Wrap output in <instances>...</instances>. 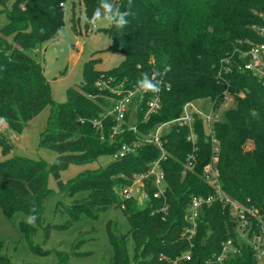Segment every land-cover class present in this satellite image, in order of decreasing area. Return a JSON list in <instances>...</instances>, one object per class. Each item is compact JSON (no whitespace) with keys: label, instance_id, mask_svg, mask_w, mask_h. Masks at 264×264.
I'll use <instances>...</instances> for the list:
<instances>
[{"label":"trees","instance_id":"trees-1","mask_svg":"<svg viewBox=\"0 0 264 264\" xmlns=\"http://www.w3.org/2000/svg\"><path fill=\"white\" fill-rule=\"evenodd\" d=\"M69 0H16L6 11L8 24L0 31V121L22 132L42 109L52 103L51 87L44 68L31 55L55 40L65 26V6ZM120 11H130L123 29L114 25L103 29L111 39L106 52L120 53L123 62L111 71L96 69L100 59H91L83 68L84 83L67 91V101L59 104L50 117L42 146L58 158L51 171L62 193L71 196L80 191L89 194L71 207L59 209L69 220L55 228L67 229L82 216L97 218L110 206L121 208L130 223L128 235L120 236L108 227L114 250L110 264H130L129 237L134 242L135 264H173L190 249L182 238L186 227L185 210L192 196H210L214 189L202 179L204 167L212 155V144L204 123L198 121L199 149L193 170L184 175L187 157L194 154L186 140L188 130L175 129L167 137V160L163 163L168 181L169 214L158 212L163 200H151L141 207L135 200L120 196L136 173H144L148 164L160 156L154 147L114 161L104 170L87 171L64 183L61 172L71 165L95 162L101 155H114L124 141L137 139L134 133L120 136L112 143L110 132L115 124L107 116L114 95L98 87L101 78L126 91L137 88L142 73H161L163 109L140 132L177 118L184 104L208 98L218 108L232 102L215 125L220 143L221 181L226 194L235 202L256 209L264 217V80L250 73L233 70L240 54L264 43V0H112ZM101 0H80L85 26ZM72 3V28L80 18ZM76 19V20H75ZM6 49L7 52L2 51ZM255 110L256 115H252ZM102 122L103 132L95 126ZM1 132V131H0ZM104 137V139H102ZM3 157H9L13 145L0 133ZM47 165L14 155L0 161V206L5 215H34L41 223L48 196ZM231 208L216 202L205 208L194 239L192 260L180 264H209L222 252L223 243L232 239L239 247ZM29 232V227L21 225ZM0 247L2 243L0 242ZM1 264H10L0 256ZM226 264H255L253 251L243 245L241 253Z\"/></svg>","mask_w":264,"mask_h":264},{"label":"rangeland","instance_id":"rangeland-1","mask_svg":"<svg viewBox=\"0 0 264 264\" xmlns=\"http://www.w3.org/2000/svg\"><path fill=\"white\" fill-rule=\"evenodd\" d=\"M15 2L16 0H0V31L8 24L6 11H10ZM73 2L75 16L80 18L79 24L75 22V31L71 22ZM64 18L65 26L56 39L47 42L31 55L44 68V74L51 87L52 103L42 109L21 133L9 127L0 130L14 147L9 157H3L0 147V161L17 155L32 162L46 164L48 171V196L41 223L35 221L29 224L27 222L29 216L24 213L8 217L0 206L2 243L0 256L9 260L10 264H110L114 258V250L109 239V225L113 226V231L120 236L128 235L131 229L124 212L116 206H110L97 218L82 216L67 229L55 228L69 220V215L60 216L58 210L71 207L76 200L86 198L89 192L80 191L73 196L61 192L58 181L51 171L58 153L42 146L49 119L59 104L67 101L68 89L83 85V68L86 62L100 59L96 69L108 72L118 67L124 60L120 53L105 51L112 42L103 29L110 27V23L99 22L86 28L84 9L80 5V0H69L65 6ZM2 51L7 52L6 49ZM101 81L108 90L110 88L122 90V86L112 85L104 76ZM114 161L113 155L105 154L93 163L71 165L61 172V181L67 183L87 171L104 170ZM141 207H145V204L142 203ZM22 224L30 228L29 232L22 230ZM245 240H249L248 235ZM127 248L130 264H135L134 242L131 237L127 240Z\"/></svg>","mask_w":264,"mask_h":264},{"label":"built area","instance_id":"built-area-1","mask_svg":"<svg viewBox=\"0 0 264 264\" xmlns=\"http://www.w3.org/2000/svg\"><path fill=\"white\" fill-rule=\"evenodd\" d=\"M260 33L264 36L263 28L260 29ZM240 60V63L235 64V69H232V62L226 61L229 64L226 73L236 70L237 72L250 73L264 80V43L254 45L249 50L241 52ZM108 81L111 83L112 79ZM101 82L97 86L104 88ZM162 87L161 91L156 94L141 92L137 88L126 91L124 86H122V90L109 89L114 96L110 98L111 106L107 116L113 117L115 121L110 132V140L113 143L115 139L122 135L126 136L130 133L137 135V139L124 141L120 145L117 153L113 155L115 161L133 156L144 147H154L160 152V156L148 164L146 172L132 175L129 180L130 184L120 189V196L127 201L136 200L140 206L142 203L147 205L151 200H163L164 205L158 212L168 215L170 208L167 197L168 181L163 166L168 158L166 151L167 137L175 129L188 130L186 140L192 145L194 154L192 153L187 157L184 171V175H186L188 170L194 168L195 153L198 152L200 141L197 123L201 121V123H204L212 144L211 159L204 167L202 179L214 189L215 193L210 196L194 195L191 197L184 216L187 225L182 231V238L189 242L190 249L173 264L192 260L194 239L197 236L205 208L211 207L216 202L223 203L231 208L237 221L235 229L239 238V247L234 240H228L223 243L222 252L215 256L209 264H226L230 257L241 253L243 245L253 251L255 264H264V217L259 215L258 210L233 201L224 191L221 181L219 168L220 143L215 134V125L222 120L224 111L229 109L233 100L232 97L227 95L226 103L219 108L216 101L208 98L188 101L184 104L181 114L177 118L160 122L147 132H140L141 125H148L154 116L162 112ZM95 126L99 128L101 133L104 131L102 122H96ZM4 129H6L5 124L0 122V130ZM125 208L126 205L122 204L121 210L123 211ZM247 235L249 236L248 241L245 240Z\"/></svg>","mask_w":264,"mask_h":264},{"label":"clouds","instance_id":"clouds-1","mask_svg":"<svg viewBox=\"0 0 264 264\" xmlns=\"http://www.w3.org/2000/svg\"><path fill=\"white\" fill-rule=\"evenodd\" d=\"M130 11H120L115 7L112 0H101L99 7H97L92 16L88 18V23L95 26L99 22L107 21L114 25L117 29H123L129 23L128 16ZM161 73H153L149 76L148 73H142L141 78L137 81V89L141 92H152L154 94L161 91L162 80L155 79L160 76ZM252 115H256L255 110L252 111ZM2 122V121H0ZM36 220L34 215L27 218L29 224H33Z\"/></svg>","mask_w":264,"mask_h":264}]
</instances>
